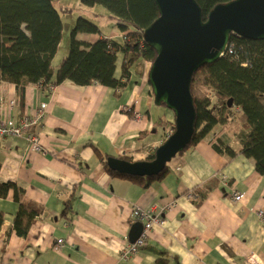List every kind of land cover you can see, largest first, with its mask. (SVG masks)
Listing matches in <instances>:
<instances>
[{
    "label": "crops",
    "instance_id": "1",
    "mask_svg": "<svg viewBox=\"0 0 264 264\" xmlns=\"http://www.w3.org/2000/svg\"><path fill=\"white\" fill-rule=\"evenodd\" d=\"M64 32L65 24L55 70ZM118 35L115 29L98 38ZM123 57L120 52L119 78ZM150 67L149 61H138L121 88L67 80L51 91L30 84L23 102L14 83L0 81V98L16 101L11 109L0 104V117L18 122L47 104L43 119L31 130L45 151L33 150L25 135L0 138V182H15L28 199L45 206L28 235L20 237L14 228L19 203L12 192L0 198V264H160V259L165 264H245L252 255L264 264V175L253 158H229L214 147L223 138L240 148L244 129L239 118L237 126L218 125L177 154L169 162L170 172L148 186L111 175L102 164L96 149L143 160L170 134L174 113L155 104ZM211 181L215 185L196 204L193 190ZM234 191L245 198L234 200ZM137 207L151 210L160 222L145 246L124 259ZM59 238L65 240L62 250L52 247Z\"/></svg>",
    "mask_w": 264,
    "mask_h": 264
},
{
    "label": "trees",
    "instance_id": "2",
    "mask_svg": "<svg viewBox=\"0 0 264 264\" xmlns=\"http://www.w3.org/2000/svg\"><path fill=\"white\" fill-rule=\"evenodd\" d=\"M80 1L88 6L104 5L114 21V28L123 36L81 40L79 33H101V30L98 24L80 17L71 31L69 53L62 57L55 70L53 60L64 31L55 0H0V81L14 83L21 102L26 87L37 83L56 85L69 80L78 85L99 83L121 88L130 80L132 68L138 61L152 63L155 60L157 52L145 42L143 35L144 29L159 17L155 0ZM197 1L202 8L203 20H207L217 4L231 0ZM120 52L124 54L121 78L115 75ZM191 91L197 117L187 148L197 145L218 125L231 123L237 126L239 121L236 119L239 118L244 129L240 135V148L231 147L223 138L216 139L214 147L229 158L237 155L253 158L256 170L264 175V39H247L232 33L226 53L194 73ZM174 121L170 134L175 130ZM96 150L111 175L126 177L144 186L162 180L171 170L168 163L154 176L123 174L108 166V154ZM120 158L135 161L129 157ZM154 158L155 152L146 157L147 160ZM214 185L211 181L193 190L196 204L203 202ZM11 192L19 203L14 220L15 232L25 237L34 221L45 212V206L28 199L25 189L15 182H0V198ZM3 224L4 213L0 211V229ZM159 262L165 264L164 259Z\"/></svg>",
    "mask_w": 264,
    "mask_h": 264
},
{
    "label": "water",
    "instance_id": "3",
    "mask_svg": "<svg viewBox=\"0 0 264 264\" xmlns=\"http://www.w3.org/2000/svg\"><path fill=\"white\" fill-rule=\"evenodd\" d=\"M155 1L159 17L143 32L145 42L157 52L149 82L155 104L173 111L175 130L156 148L152 160L109 156L108 166L127 175H157L190 145L197 117L191 91L194 73L227 51L232 33L247 39H264V0L219 3L207 20H203L197 0ZM142 230L141 222L134 223L130 241L135 242Z\"/></svg>",
    "mask_w": 264,
    "mask_h": 264
},
{
    "label": "built area",
    "instance_id": "4",
    "mask_svg": "<svg viewBox=\"0 0 264 264\" xmlns=\"http://www.w3.org/2000/svg\"><path fill=\"white\" fill-rule=\"evenodd\" d=\"M226 53V51L222 54V56ZM56 88L55 84H50L49 89L52 91ZM2 103H5L2 100ZM15 101L10 100L7 103V107H12ZM6 104V103H5ZM47 104H42L38 109L37 115L32 117L31 115H24L19 122H14L9 117H0V138L3 137H19L22 134L25 135L26 139L31 143L32 149L35 151H45L41 149L40 139L39 137L31 132V128H33L43 117L46 111ZM236 192V193H235ZM245 193L234 191L233 198L236 201H242L245 197ZM260 214H264V210L260 209ZM133 221H140L143 223V230L139 238L135 242L128 241L127 248L122 252V257L127 259L137 254L138 251L145 246L148 239L150 238L152 231L155 226L160 222V216L154 214L151 210L135 208L133 211ZM63 239L58 240V245L56 248H60L62 246ZM259 261V260H258ZM254 255L248 256L245 264H263L262 262H258Z\"/></svg>",
    "mask_w": 264,
    "mask_h": 264
},
{
    "label": "rangeland",
    "instance_id": "5",
    "mask_svg": "<svg viewBox=\"0 0 264 264\" xmlns=\"http://www.w3.org/2000/svg\"><path fill=\"white\" fill-rule=\"evenodd\" d=\"M55 5L56 7L60 10V13H61V17L64 21V24H65V32H64V40H65V43L62 45V51L59 55V57L55 60V63L54 65H56V67L58 66L60 60H61V57H63L64 55H67L69 53V50L68 51H65V49L67 48V46L69 45L70 43V36H71V31L72 29L76 26L77 22H78V19L80 17H83L85 19H88L90 20L91 22H94L96 24L99 25L100 27V30H101V33L103 34H106V35H109L111 34V32L113 30H115L116 28H114V21L113 19H111L108 14H109V11L108 9L104 6V5H101V4H95L93 6H88L86 4H83L80 0H55ZM119 32V31H118ZM88 37H84L83 36V33H79L78 35V38L79 39H89L90 41H95L99 36H100V33H88L87 35ZM120 36H123L122 33L119 32V35L118 36H114L115 38L117 37H120ZM119 57H120V53L118 54V60H119ZM118 64V62H117ZM123 64V63H122ZM204 66V65H203ZM55 67V68H56ZM202 67V66H201ZM121 78V76H120ZM52 84V83H51ZM40 85H44V84H40ZM48 87H49V83L46 84ZM58 85V84H56ZM2 100L5 101V103H2ZM10 100H14L15 99H9V100H6L4 97L0 98V104H2V106H6L7 107V103L8 101ZM16 104V101L14 103L13 106H15ZM12 106V107H13ZM12 107H8L9 109H11ZM165 107V106H163ZM166 108V107H165ZM46 112V111H45ZM26 115V114H25ZM30 115V114H28ZM45 115V113H44ZM43 115V117H44ZM24 116V115H23ZM22 116V117H23ZM36 116V115H35ZM21 117V118H22ZM34 117V116H32ZM43 117L41 118V120L43 119ZM40 120V121H41ZM39 121V122H40ZM19 122V121H18ZM175 122V121H174ZM241 123H243L241 121ZM38 124V123H37ZM36 124V125H37ZM35 125V126H36ZM34 126V127H35ZM32 130V128H31ZM19 137H24V134H22L21 136ZM108 159V158H107ZM143 160H147L146 158L143 159ZM224 182H227L225 179H223ZM236 193V192H235ZM246 196V195H245ZM245 198V197H244ZM139 208V207H137ZM143 209V208H142ZM149 210V209H147ZM134 211V210H133ZM136 222H140V221H136ZM132 220V225L134 223H136ZM142 223V222H141ZM143 224V223H142ZM158 226V225H157ZM156 227V226H155ZM154 227V228H155ZM154 230V229H153ZM153 232V231H152ZM142 233V232H141ZM141 235V234H140ZM152 235V234H151ZM139 238V237H138ZM137 238V239H138ZM59 239H63V243H62V246L58 249L56 248V246L58 245V243L55 245V243L53 244V248L56 249V250H62V248L64 247V238H59ZM58 239V240H59ZM136 239V240H137ZM126 240H129L130 241V238L128 237ZM123 258V257H122ZM125 259V258H124Z\"/></svg>",
    "mask_w": 264,
    "mask_h": 264
},
{
    "label": "bare ground",
    "instance_id": "6",
    "mask_svg": "<svg viewBox=\"0 0 264 264\" xmlns=\"http://www.w3.org/2000/svg\"><path fill=\"white\" fill-rule=\"evenodd\" d=\"M215 62V61H214ZM213 63V62H212Z\"/></svg>",
    "mask_w": 264,
    "mask_h": 264
}]
</instances>
